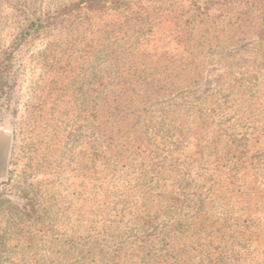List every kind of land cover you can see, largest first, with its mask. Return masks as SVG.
Returning <instances> with one entry per match:
<instances>
[{"label":"rangeland","instance_id":"obj_1","mask_svg":"<svg viewBox=\"0 0 264 264\" xmlns=\"http://www.w3.org/2000/svg\"><path fill=\"white\" fill-rule=\"evenodd\" d=\"M75 1L0 0V264H238L236 234L264 263V0H167L187 38L97 73L57 19Z\"/></svg>","mask_w":264,"mask_h":264},{"label":"trees","instance_id":"obj_2","mask_svg":"<svg viewBox=\"0 0 264 264\" xmlns=\"http://www.w3.org/2000/svg\"><path fill=\"white\" fill-rule=\"evenodd\" d=\"M236 1L237 0H209L206 1L205 11L208 12L217 7L227 8ZM167 2V0H77L69 4L65 10L57 16V19L61 25L66 22L72 24L74 31L70 39L67 40L68 46H78L79 49L76 53L89 62L88 66L91 72L97 73L102 70H98V68H105L107 66L106 62L121 55V52L118 51L122 43H129V51L126 52L134 53L135 51H140L142 49L141 45L153 39L154 36L159 37L161 35H167L172 37L170 34H173L180 40L187 38L190 27L177 24V13L171 14V11L168 12L171 18L167 28H165V25H161V22L166 19L162 11H164V4ZM194 6L196 8H194ZM263 6L264 2H261L259 7L262 8ZM193 8L200 9V6L195 2V4L193 3ZM222 10L224 12L220 13L214 21H224L226 19L229 14L226 12L229 10L223 8ZM191 13L194 15L193 12ZM206 15L209 14L206 13ZM230 17L231 15L227 18ZM232 17H235L234 19H237L239 23L247 19L246 15H244V11H238V13ZM157 19L160 21H157ZM217 25L218 23L215 24L214 27L216 28ZM209 27L210 26H208V28ZM214 27L212 28L214 29ZM243 27L244 26H240V28ZM255 28L258 29L257 26H255ZM262 31H264L263 27ZM109 46L112 48H109ZM144 49L145 47H143V50ZM98 94L100 93H95L94 90L91 91V101L94 99L92 96ZM107 97V93L104 92L101 97L104 103L108 101ZM89 110L91 115L96 116V111L98 110L97 105H91ZM231 239L233 240V245H240V247L243 248L242 250L245 249V252L236 251L228 254L229 257L232 256V262H237L238 264H241V262L245 264H264L263 262L252 260L249 257L250 242L252 241L251 235L245 237L236 234L231 236ZM218 249V252L214 254L213 262L215 264H227L224 260L226 256H223L225 251L220 248ZM243 253H245V256ZM168 256L173 258V260L168 261V264H184L181 260L182 258L178 257L179 255L172 254L171 252Z\"/></svg>","mask_w":264,"mask_h":264}]
</instances>
